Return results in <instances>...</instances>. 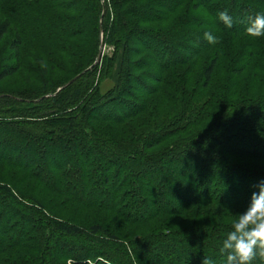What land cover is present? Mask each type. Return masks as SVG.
I'll use <instances>...</instances> for the list:
<instances>
[{"label": "trees", "instance_id": "obj_1", "mask_svg": "<svg viewBox=\"0 0 264 264\" xmlns=\"http://www.w3.org/2000/svg\"><path fill=\"white\" fill-rule=\"evenodd\" d=\"M23 1L27 8L43 3L45 15L34 27L43 28L41 35L49 39V46L58 40L53 46L59 52L70 53L68 40L90 27L96 44L90 65L56 91L34 94V99L0 95V166L23 173L41 191L63 197L64 204L105 212L125 225H151V232L123 240L100 224L79 226L0 183V264H201L204 257L226 264L220 253L223 240L236 214L245 211L252 192L258 191L255 185L264 181V92L249 96L255 86L244 82V98L231 102L238 97V91L231 89L247 70L244 66L230 67L215 90H209V85L219 58H227L224 47L240 37L251 39L246 44L251 49L248 56L239 54L256 58L252 78L264 74V37H251L245 30L249 17L264 13V0H109L110 24L101 16L108 7L105 0H71V4L68 0H5V6ZM184 6L188 12L202 11L204 18L181 15L173 21L174 29L146 32L131 24L166 22ZM74 8L80 11L74 19L58 15ZM225 10L236 22L231 28L219 19V12ZM211 26L217 44L204 39L202 29ZM13 27L17 31L10 50L15 64L0 69V82L20 70L22 34L28 41V27ZM13 27L7 18L0 23V41ZM180 36L195 49L180 44ZM134 43L179 45L182 54L175 49L171 57H166L165 50L147 47L154 54L150 58L155 68L170 76L178 67L193 64L195 68L192 59L206 52L211 57L189 92L182 89V83L174 87L182 89V95L174 99L167 97L173 78L158 76L150 80L154 86H145L134 74L133 56L141 53ZM101 44L123 51L118 85L105 94L100 92L102 65L106 62L103 70L109 73L116 56L107 54L95 64ZM159 58L164 60L156 62ZM71 80L75 81L61 89ZM132 83H139L144 99H139ZM259 85L264 89V78ZM201 98L202 104L193 108ZM179 103L185 113H165L167 122L155 123L163 104L175 109ZM134 119L138 135L129 140L114 142L89 127L91 121L122 126ZM149 122L158 124L156 130L141 136L140 130ZM195 128V133L182 137ZM125 133L132 134L128 129ZM159 224L175 228L154 231ZM78 238L87 245L61 249ZM252 264L264 261L258 257Z\"/></svg>", "mask_w": 264, "mask_h": 264}, {"label": "rangeland", "instance_id": "obj_2", "mask_svg": "<svg viewBox=\"0 0 264 264\" xmlns=\"http://www.w3.org/2000/svg\"><path fill=\"white\" fill-rule=\"evenodd\" d=\"M67 2L71 4V0H68ZM105 3L106 5H108V7L105 12L103 11L101 16L103 17L104 15L105 21L110 24L113 19V9L109 6V0H105ZM18 5L14 6L13 3H11L10 6H5V0H2L0 2V23L5 18H7L10 20L12 27L15 24L17 26H21V28L28 27V41L26 42L25 37L22 34L23 45L19 49V57L17 61L20 65V70H18L17 73L12 75L11 77H8L0 82V95H14L17 97L25 95L26 98L34 99L36 98L34 94L45 92L46 90L56 91V89L60 85L66 83L80 72H83L90 65V62L92 60L91 54L93 53L96 44L95 32L93 30V27H90L86 31L82 32L80 36L72 40L69 39L68 43L71 45L70 53H61L58 51V48L56 46H53L59 44L58 40H56L53 45L49 46V39H47L45 35H41V32H43V28L36 30V28L34 27L36 25L41 24L42 16L45 15L43 14V3H34L30 6V8H27L28 5L26 1H23ZM46 10L52 13V11L48 9ZM187 12L188 7L184 6L177 13L173 14V16H171L172 18L167 20L166 22L150 24H145L142 22H136L134 24V22H132L131 24L136 27L135 30L146 32L148 30L154 31L158 29H167L171 27L173 21H175V19L181 15L184 16L187 14L189 17L195 18L197 20H201V18H204L202 11H189L188 13ZM79 13L80 11L74 8L71 11L59 12L58 15L60 17L74 19L78 17ZM239 22L240 21H238V24H240ZM13 28H10L8 30L7 35L0 41V69L4 68L5 66L15 64L13 60V58H15L14 54L10 50V42L14 36V31H17L15 28ZM172 29H174V27ZM199 30L201 31V29ZM202 30L205 32H213L214 27H206ZM171 36L173 37L174 34H171ZM36 37L42 38V41L37 42L35 39ZM234 40L236 41L237 39ZM250 40L251 39H248L247 37H240L238 38L237 42H232V46L227 45L228 48L224 47V50L228 53V55L226 56L227 58H225V56L224 58H219L217 68L213 74L212 83L209 85V90H215L217 82L221 81L223 78H226L230 71V67L238 69L244 66L247 70L239 78L240 81L231 89H234L236 92L238 91V97L232 99L231 102H234L238 98H244V93L242 92V89L245 86L244 82L248 83L247 86H255L253 88L255 89L254 92L250 95H247L252 97H258L261 95L259 94V92H264V89L259 87V80L260 78H264V74L257 73L256 77L254 78H252L251 76L254 72L253 68L251 69V67L254 63H256V58H242L240 56V54L242 56H248V52H250L251 49L247 48L246 44H248ZM32 41H34L35 43H32ZM179 43L187 45L186 47L188 48L190 47L192 49H195L193 44H188V42H186V40L181 36L179 39ZM134 47H137L141 51L139 55L133 56L134 62L136 64L134 74L139 78V80L142 81L143 84H145V86H149L150 84L154 86V84L150 81L151 78H155L158 76L173 78L171 80L173 82V85L170 88L171 91L167 97L171 96L173 98L174 96V99H177L182 95L181 90L183 88H185V90L189 92L190 88L193 87L196 83V81H194L193 79L200 77L202 72V65H205L207 57H211L206 52L207 54L205 53L204 55L199 56L198 59H192L196 60L195 68L193 64L178 67L177 69H175L174 73L172 71H169L175 74L173 76H170L168 72H162L161 70L155 68V62L152 60L153 58H150L154 54L153 52H149L148 50H165L166 57H171L172 51H174L175 49L179 51V54H182L183 49L179 45H168V48H166L163 45H159V43H149L145 46L138 45V43H134ZM147 47H150V49H147ZM107 54L110 56L115 55L116 58L111 66V69L109 70V73L106 72L107 70H103V66L106 64V62H104L102 65L101 71L103 73L102 75L104 76V79L100 84V92L102 94H105L106 92L118 85L121 70L120 63L123 56V51L122 49L114 50L113 47L103 46L102 57L106 56ZM163 60L164 59L159 58L156 62H162ZM187 69L189 70V73H187ZM176 73H181V77L175 78L177 77ZM242 82L243 84H241ZM180 83H182V89L179 88V90H175L174 87L178 86ZM131 86L135 91H138L137 96L139 97V99H144L146 95L145 93H143L144 91H140L141 89L139 83H132ZM204 94H207V91L204 92ZM155 99H158V96L155 97ZM204 100H206V98ZM202 102L203 98L197 100L194 103L193 108H198V106H200ZM191 103L192 102H190L188 106L191 107ZM163 106L165 108L157 112V118L159 117L160 120L157 119L156 122L154 121L155 123H166L167 119H164L166 117L165 113H167L168 115L171 112L172 114H180L185 113L186 111L185 108L183 109V105H181V103L174 106L176 107L175 109H169L167 108V106H165V104H163ZM133 121H136V119H134ZM137 124L138 121H126V123H124L122 126H114L112 124L102 123L100 121H91L89 123V127L97 134L103 135V137L110 139L111 141L117 142L129 140L130 137H137ZM148 124L143 126V128L140 130V133H142L140 134L141 136H144V134L148 132H153V130H156L155 128L158 125H153V123L150 122ZM126 129H128L132 134H126ZM196 129L197 128L190 129L189 131L184 132L182 134V137H187L188 135L195 133L197 131ZM0 183L9 185L11 188L21 193L22 195L31 196L32 199H36L38 202H40V204L43 205L47 212L55 214L62 220L71 222L79 226L88 227L93 224H100L105 230L117 235L123 240L137 237L139 234L141 235L151 232V225L145 228H140L135 225H125L121 222L119 218L107 215L105 212L98 211L95 209H83L77 205L69 203L64 204L66 200L63 197H57L52 193L41 191L40 188H37L35 183L32 182L29 178L23 177V173L16 171H6L5 168H3L2 166H0ZM173 222L177 223L176 221ZM155 226L156 227L153 228V230L156 232H160L164 229L175 228L165 224H159ZM67 242L68 243L62 246L61 249L64 248V250H68L77 245H87V242L80 238L74 241Z\"/></svg>", "mask_w": 264, "mask_h": 264}, {"label": "clouds", "instance_id": "obj_3", "mask_svg": "<svg viewBox=\"0 0 264 264\" xmlns=\"http://www.w3.org/2000/svg\"><path fill=\"white\" fill-rule=\"evenodd\" d=\"M218 15L227 27H232V17L227 10ZM245 30L251 37H264V13L249 17ZM204 39L210 44L219 43L218 37L210 32L204 33ZM255 187L258 191L252 192L245 211L236 214L231 231L223 240L220 253L226 257V264H252L258 257L264 261V181ZM201 264H215V261L204 257Z\"/></svg>", "mask_w": 264, "mask_h": 264}, {"label": "water", "instance_id": "obj_4", "mask_svg": "<svg viewBox=\"0 0 264 264\" xmlns=\"http://www.w3.org/2000/svg\"><path fill=\"white\" fill-rule=\"evenodd\" d=\"M102 56H103V44L100 45V48H99V52H98V55H97V58H96V61H95V64H98L100 63L101 59H102ZM75 80H71L70 82H68L66 85H64L61 89H64L66 87H68L69 85H71ZM60 91V90H59Z\"/></svg>", "mask_w": 264, "mask_h": 264}]
</instances>
